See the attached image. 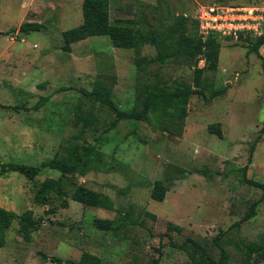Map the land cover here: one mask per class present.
<instances>
[{
  "label": "rangeland",
  "instance_id": "374dc122",
  "mask_svg": "<svg viewBox=\"0 0 264 264\" xmlns=\"http://www.w3.org/2000/svg\"><path fill=\"white\" fill-rule=\"evenodd\" d=\"M81 1L0 0V161L69 165L75 151L85 169L62 174L45 167L33 179L18 172L0 176V206L17 215L0 246V264H54L52 256L76 264L83 251L101 264H191L176 246L186 238L215 259L223 251L228 264H242V240L264 244V69L249 51L255 38L218 36L215 70L179 53L160 62L153 44L118 48L105 35L63 51L61 32L82 22ZM212 3L264 6V0H109V16L138 21L134 27L143 34L159 29L168 41L187 37L191 43L203 37L198 7ZM181 15L183 27L171 31ZM24 21L44 28L9 32ZM259 52L264 57V48ZM159 89L175 94L166 114L156 109L116 121L107 104L82 92L110 90L119 109L138 111ZM187 90L192 93L181 94ZM43 96L49 100L39 110H24ZM215 123L222 139L208 131ZM50 181H61L60 187L54 190ZM157 181L162 201L151 197ZM44 184L53 190L35 197ZM79 184L107 197L110 209L72 200ZM255 201V213L242 221ZM28 209L38 229L24 237L18 217ZM96 219L116 228L98 229Z\"/></svg>",
  "mask_w": 264,
  "mask_h": 264
},
{
  "label": "trees",
  "instance_id": "16d2710c",
  "mask_svg": "<svg viewBox=\"0 0 264 264\" xmlns=\"http://www.w3.org/2000/svg\"><path fill=\"white\" fill-rule=\"evenodd\" d=\"M81 10H82V22L70 29L63 30L61 32L62 46L63 51L70 52L72 49V44L75 42L82 41L83 39L89 36H108L110 38L111 44L114 47L118 48H136L140 42H147L153 44L155 47L159 48V52L156 56V59L160 62H164L167 58L181 54L187 58H190L194 61L202 59L206 69L215 70L218 60L219 49L221 48L220 41L217 35H210L205 40L201 37L194 42L187 37L170 39L169 34L160 31L159 29H151L147 33H142L139 28L134 27L138 24V21L132 19H116L114 22L111 21L109 16V0H82L81 1ZM184 17L178 16L176 23L171 27V31L180 30L184 25ZM44 28L42 23L24 21L19 24L18 27H13L9 29V32L20 31L23 33H28L31 31H41ZM242 38V36H241ZM240 38V39H241ZM176 45L172 49V42ZM264 44V34L250 40L248 42L249 51L256 54L257 58L260 59L261 66L264 69V57L259 52L261 46ZM146 59L143 57L139 59L138 65L144 62ZM196 63V62H194ZM202 68L196 69L194 74L197 76L193 79L194 85L198 86L200 84V75L202 74ZM85 95L93 97L95 100L107 104L115 113L116 118L114 121L122 118H134L140 119L147 115L149 110H159L162 114H166L165 108L170 107L168 99L175 95L169 91H164L159 89L158 91L149 92L142 102V107L138 111H123L119 109L115 101L111 97L110 90H92L82 91ZM189 90L181 92V94H190ZM187 96V95H185ZM49 100L48 96L40 97V99L31 107H25L24 110H33L37 111ZM10 108V106H4ZM15 110H18V107H11ZM186 117V111L184 108L180 110L179 118L184 119ZM208 131L212 134L217 135L219 138H223V132L219 126V123L211 124L208 126ZM260 133H264V124L260 129ZM258 141V140H256ZM255 142L250 145L249 153L247 156L248 163L251 160L252 152L254 150ZM72 163L69 165L59 161V160H48L41 162L38 166H30L23 163L15 162H3L0 161V176L9 172H18L21 175L25 176L28 179H33L42 168L49 167L54 170L60 171L62 174H73L78 170L81 174L85 173L83 165L80 164V158L77 153L73 151ZM80 166V167H79ZM247 165L243 167V170L246 172ZM246 181L254 186L263 187V184L246 178ZM60 183L56 181H50L49 184L53 185L54 190L60 187ZM159 181L156 182V185L152 188L151 197L153 200L162 201L164 198L163 189L158 190ZM51 190L50 186L44 184L41 189L37 192L36 196L44 197L46 193ZM53 190V189H52ZM51 190V191H52ZM71 198L74 201L81 203L84 206L92 207H104L110 209V202L106 200L104 195L100 192L92 190L85 187L82 184L77 185L72 194ZM257 201L253 202L250 207V210L242 218V221L249 219L255 213V207ZM33 212L28 209L18 217L19 220V229L23 233L24 237H27L31 231L38 229L37 220L32 219ZM17 218V215L0 206V246H3L5 243V233L8 226L11 222ZM95 226L101 230H114L116 227H112L111 221L108 219H96ZM178 232H180V227H174ZM242 244V264H253L254 261L264 262V244L262 242L256 241H241ZM179 249L185 252L188 256L191 264H228L227 256L222 251L219 254L218 259H215L207 247L203 246L199 242L186 238L180 244L176 245ZM45 258L49 256L42 253ZM54 264H60L61 260L55 256L49 257ZM158 261L155 260L151 264H156ZM76 264H101L100 257L91 254L87 251H83L80 255L79 260Z\"/></svg>",
  "mask_w": 264,
  "mask_h": 264
},
{
  "label": "built area",
  "instance_id": "2783aa9c",
  "mask_svg": "<svg viewBox=\"0 0 264 264\" xmlns=\"http://www.w3.org/2000/svg\"><path fill=\"white\" fill-rule=\"evenodd\" d=\"M198 31L205 39L210 35L239 40L264 34V6L249 4L200 5L196 14Z\"/></svg>",
  "mask_w": 264,
  "mask_h": 264
},
{
  "label": "crops",
  "instance_id": "0c3cea01",
  "mask_svg": "<svg viewBox=\"0 0 264 264\" xmlns=\"http://www.w3.org/2000/svg\"><path fill=\"white\" fill-rule=\"evenodd\" d=\"M261 48H262V49L264 48V44L261 46ZM261 48H260V50H259V51H261Z\"/></svg>",
  "mask_w": 264,
  "mask_h": 264
}]
</instances>
